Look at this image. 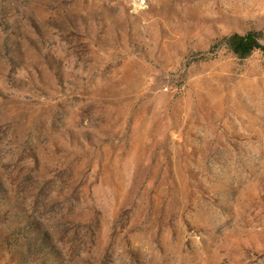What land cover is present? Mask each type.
<instances>
[{"label": "rangeland", "instance_id": "374dc122", "mask_svg": "<svg viewBox=\"0 0 264 264\" xmlns=\"http://www.w3.org/2000/svg\"><path fill=\"white\" fill-rule=\"evenodd\" d=\"M0 264H264V0H0Z\"/></svg>", "mask_w": 264, "mask_h": 264}, {"label": "trees", "instance_id": "16d2710c", "mask_svg": "<svg viewBox=\"0 0 264 264\" xmlns=\"http://www.w3.org/2000/svg\"><path fill=\"white\" fill-rule=\"evenodd\" d=\"M225 47L236 57L244 58L251 51L260 48L255 36L252 33H233L224 37Z\"/></svg>", "mask_w": 264, "mask_h": 264}, {"label": "clouds", "instance_id": "9594fccd", "mask_svg": "<svg viewBox=\"0 0 264 264\" xmlns=\"http://www.w3.org/2000/svg\"><path fill=\"white\" fill-rule=\"evenodd\" d=\"M145 8L147 7V4L146 3H144V5H143Z\"/></svg>", "mask_w": 264, "mask_h": 264}]
</instances>
